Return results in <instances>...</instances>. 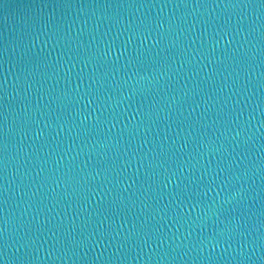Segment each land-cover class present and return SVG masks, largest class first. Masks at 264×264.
Returning <instances> with one entry per match:
<instances>
[{"label": "water", "instance_id": "95a60500", "mask_svg": "<svg viewBox=\"0 0 264 264\" xmlns=\"http://www.w3.org/2000/svg\"><path fill=\"white\" fill-rule=\"evenodd\" d=\"M6 254L264 264L261 0H0Z\"/></svg>", "mask_w": 264, "mask_h": 264}, {"label": "snow or ice", "instance_id": "6c2138e0", "mask_svg": "<svg viewBox=\"0 0 264 264\" xmlns=\"http://www.w3.org/2000/svg\"><path fill=\"white\" fill-rule=\"evenodd\" d=\"M239 6L240 7H243L244 5L241 4ZM261 7L264 8V0H261ZM5 150H6V147H5ZM4 239H5V237H4ZM7 262H8V259H7L6 256H4V259L3 260H0V264H7Z\"/></svg>", "mask_w": 264, "mask_h": 264}, {"label": "clouds", "instance_id": "9594fccd", "mask_svg": "<svg viewBox=\"0 0 264 264\" xmlns=\"http://www.w3.org/2000/svg\"><path fill=\"white\" fill-rule=\"evenodd\" d=\"M5 232L7 233V230H6ZM7 239H8V234L5 236V241H7ZM5 248H6V252H7V248H8L7 243H6V245H5ZM5 256L7 257V259H9V257H8L7 254H6Z\"/></svg>", "mask_w": 264, "mask_h": 264}]
</instances>
